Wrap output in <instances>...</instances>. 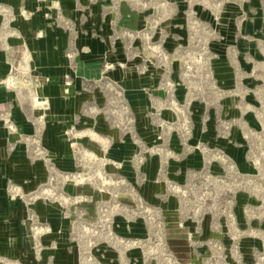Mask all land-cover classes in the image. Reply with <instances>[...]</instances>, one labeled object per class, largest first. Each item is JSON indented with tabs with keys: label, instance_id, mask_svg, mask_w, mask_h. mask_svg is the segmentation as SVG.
<instances>
[{
	"label": "rangeland",
	"instance_id": "obj_1",
	"mask_svg": "<svg viewBox=\"0 0 264 264\" xmlns=\"http://www.w3.org/2000/svg\"><path fill=\"white\" fill-rule=\"evenodd\" d=\"M2 132L0 264H264V0H0Z\"/></svg>",
	"mask_w": 264,
	"mask_h": 264
},
{
	"label": "crops",
	"instance_id": "obj_2",
	"mask_svg": "<svg viewBox=\"0 0 264 264\" xmlns=\"http://www.w3.org/2000/svg\"><path fill=\"white\" fill-rule=\"evenodd\" d=\"M41 19H46L40 15ZM47 44L46 41L40 42L41 49H39V53L36 55V63H37V73L38 76H40L42 79L47 80V84L42 88L43 93L53 96V103L54 107L59 110H62V101L60 96H58L57 89L59 88L60 81L64 78L65 74L70 72L71 68L67 65V60H65L62 56H57L54 53L48 51V49L45 48V45ZM47 47V46H46ZM48 48V47H47ZM90 61H88L87 58L84 60L82 59L80 66V76L81 75H88L91 72V65H89ZM66 63V64H65ZM79 76V75H78ZM139 80L135 77L130 79V82L126 83V86H132L134 94H137L136 92L139 90L138 84ZM56 95V96H55ZM139 95V94H138ZM135 100V99H134ZM136 102V100L134 101ZM66 104V102H65ZM78 104L76 103V100L74 104L70 105V107L77 108ZM69 108V109H73ZM6 137L2 133H0V152L3 150L4 145L6 144Z\"/></svg>",
	"mask_w": 264,
	"mask_h": 264
}]
</instances>
